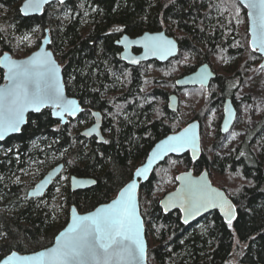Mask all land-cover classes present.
I'll list each match as a JSON object with an SVG mask.
<instances>
[{
  "label": "trees",
  "instance_id": "16d2710c",
  "mask_svg": "<svg viewBox=\"0 0 264 264\" xmlns=\"http://www.w3.org/2000/svg\"><path fill=\"white\" fill-rule=\"evenodd\" d=\"M23 1L0 0V56L5 52L15 58L28 56L39 48L49 30L51 48L63 66L67 92L79 99L84 112L62 126L51 110L45 109L29 116L21 134L0 143V261L12 252L28 254L49 247L67 225L71 206L87 213L110 202L159 140L193 120L201 122L203 148L204 116L211 110L215 112L214 148L208 152L203 148L196 163L189 154L169 157L140 188L148 263L264 264V112L255 120L251 116L227 155L219 150L223 103L230 97L239 107L236 90L247 75L253 74L249 66L260 62L258 54L249 48L247 11L238 0H70L48 6L41 17H24L20 12ZM65 8L70 11L68 20L63 17ZM115 27L123 28V32H114ZM161 30L179 42L178 57L164 64L149 62L138 67L121 60V49L115 44L121 35L136 37ZM26 36L31 37L23 43ZM246 54L253 57L252 64H244ZM218 59L228 63L226 71L232 73L217 74L208 89H177L175 80L149 77L150 72L168 70L182 60L179 77L203 63L212 66ZM3 81L0 68V84ZM184 92H203L198 94V108L190 117H182L181 106L177 112L167 106L170 94ZM93 111L102 113L107 144L80 135V126L92 124ZM9 148L13 151L5 154ZM59 163H64L65 169L47 194L29 199L32 186L19 183L17 178L33 165L43 177ZM190 169L196 174L207 169L212 182L234 201L238 216L232 228L217 212L185 225L179 211H162L160 200L176 189L177 175ZM64 174L93 178L97 183L76 192L65 186L67 207L58 217L50 200ZM230 176L238 178L241 186L227 185L225 179ZM163 177L167 179L164 182ZM215 177L221 179L216 181Z\"/></svg>",
  "mask_w": 264,
  "mask_h": 264
},
{
  "label": "snow or ice",
  "instance_id": "6c2138e0",
  "mask_svg": "<svg viewBox=\"0 0 264 264\" xmlns=\"http://www.w3.org/2000/svg\"><path fill=\"white\" fill-rule=\"evenodd\" d=\"M59 2L64 4V0ZM242 2L250 9L248 16L252 19L253 50L264 53V0ZM46 3L48 0H27L21 11L25 15L39 12ZM113 31L123 32V28L115 27ZM116 43L125 47L131 43H142L145 48L142 58L159 55L164 59L176 50V42L167 39L162 33L145 34L142 40L136 41L123 36ZM52 56L51 52L41 50L27 60L17 61L5 54L3 63L8 69V83L0 87V141H4L10 133L23 131L25 113L29 110L39 113L50 107L54 110L51 114L59 117L62 122L65 116H75L77 112L83 111L75 100L65 97L61 69ZM139 62V59L132 61L134 64ZM261 67L264 68V65ZM198 79L203 87L207 79L204 71ZM91 115L97 117L98 123L100 113L93 112ZM196 128V124H190L179 134L167 136L156 145L148 156L147 163L136 169L134 176L146 179L153 163L169 152H182L190 148L195 158L198 141ZM227 130L225 127L224 131ZM96 131V127H93L85 135ZM103 143L107 144L109 141L103 140ZM12 151L9 148L5 154ZM240 155L243 156L244 153ZM177 179L185 182L176 193L160 202L165 211L180 208L186 213L184 223L187 224L190 218L202 211L219 208L224 213L227 226L232 228L233 220L236 219L234 206L223 193L211 188L204 180L192 181L187 175ZM87 183L95 185L97 181L92 179ZM40 187L43 188V185ZM137 187V180L133 179L120 191L117 199L88 215H76V209L73 208L72 222L56 237L54 247L31 256H20L17 252H12L0 264H143L146 255L144 221L138 208Z\"/></svg>",
  "mask_w": 264,
  "mask_h": 264
},
{
  "label": "water",
  "instance_id": "95a60500",
  "mask_svg": "<svg viewBox=\"0 0 264 264\" xmlns=\"http://www.w3.org/2000/svg\"><path fill=\"white\" fill-rule=\"evenodd\" d=\"M69 1L70 0H64V4L69 2ZM238 2L247 11L248 33H249V36H250L249 44H250L251 50L254 51L253 47H252V40H253V36H252V19H251L250 16H248V12L250 11V9H248L246 7V3L242 2V0H238ZM25 3H27V0H24L23 3L20 6V12H21V14L24 17H41L44 14L45 9L48 6H50L52 4H56V3L57 4H61L59 2V0H48V3L43 4L41 6V10L39 12H29V14L25 15L24 12L21 11V9L23 8ZM161 33L167 39L174 40L176 42V50L173 52V54L168 55L164 59H161L159 55H149L146 58H142V57H144V53H145V48L143 47L142 43L141 44L131 43V44H129L128 47H125L123 44L115 43L116 46L121 49V53H120L121 60L126 65H128L130 67H138L140 64L149 63V62H158V63L164 64V63H167L168 61L178 57V55L180 53V44H179V42L177 41V39L175 37L170 36L169 34H167V32L165 30L155 31V32L147 31V32H144L143 34H141L139 36H136V37H132V36H130L128 34H123V35H121L119 37L118 40H121L123 36H128L130 41H136V40H142V38H143V36L145 34L157 35V34H161ZM51 44H52V38H51L50 32H49V30H46V34H45L44 38L42 39L41 45L39 46V48L37 50L33 51L28 56H26L24 58H15V57H13V55L10 52L3 53L0 56V68L4 71V81L0 84V87H3V86H5L8 83V79H7L8 69L4 66V63H3V58H4L5 54H7L9 57H11L12 60L23 61V60H27L30 57L34 56L37 52H40L41 50L47 51V52H51L53 54L52 58L56 61V63L59 65V67L61 69L60 76H61V81H62V83L64 85V95H65V97L68 100H75L77 102V104L83 109V111L77 112V114L75 116H65L63 122L61 121V119L59 117H56V116L52 115V117L56 121L60 122V125L65 126L70 121L77 120L80 117V115L84 112V107H83V105L81 104V102L79 101L78 98L70 96L68 94L67 87H66V82H65V77H64V72H63V66L61 65V63L56 58V56H55V54H54V52H53V50L51 48ZM255 52L262 58V62L260 64V68L262 69L261 65H264V53H261L258 50H256ZM134 59H139L140 62L138 64H134V63H132V61ZM202 71H204L206 76H207V79L204 82L203 88H207L208 89L210 87L212 81L216 79L217 73L213 70L212 66L209 63H207V62L199 65L197 67V69L195 71H193L192 73H189V74H186V75H183V76L179 77L176 80V82H175L176 88L177 89H186V88L202 87L201 83L199 82V79H198V77H199V75H200V73ZM178 81H179V83H177ZM167 106H168L169 111H171V112H177L178 111V109L180 107V97H179V95L177 93H172V94L169 95V97H168V105ZM45 109H50L51 113L54 111L52 108L48 107V108L42 109L41 112L43 110H45ZM41 112H39V113H41ZM93 112L100 113V117H99L98 123H97V117L92 116L93 117L92 124L89 125L88 127L84 128L80 132V135H81V137H83L85 139L96 138V139L99 140V142L103 143V140H105L104 135H103V131H102L103 116H102V113L100 111H93ZM39 113L33 112L31 110L26 112L25 113L26 123H25V125L22 126V129L27 125L30 115H36V114H39ZM237 118H238V109H237L233 99L230 98V97L226 98L224 103H223V120H222L221 126H220V132H221V134L223 136H226L227 134L230 133V131L235 126ZM190 124H196L197 125L196 135L198 137V141H197V153H196L195 158L193 157L192 150L190 148L186 149V150H184L182 152H169L162 159H157L153 163L152 169L149 171L148 177L146 179L145 178H136L134 176V173L136 171L135 170L134 173H133L132 179L123 187V188H125L129 183H131L133 181V179L137 180V184H138V187H137V202H138V208H139L140 214H141L140 201H139L140 188H141V186L143 184H145V183H147L149 181V179L151 178V176L153 175L154 171L156 170V168L158 166L162 165L169 157H182V156H184L186 154H189L191 159H192V161L194 163H196L199 160V158L201 157V155H202L201 122L199 120H193L192 122L188 123L184 128H182L180 131L175 132V133H171V134H169L167 136L179 134L185 128H187ZM93 127H96L97 131L93 132L91 135H85V133L90 131ZM225 127H227V129H228L227 131H224ZM19 134H21V133H10L8 136L5 137V140L4 141H0V143H3L7 139H9L10 137H13V136H16V135H19ZM167 136H165L164 138L159 140L152 147V149L149 151L148 156L155 149L156 145L158 143H160L162 140L166 139ZM148 156H147L146 160L141 165H139L137 168H139V167H141V166H143L144 164L147 163ZM64 169H65V164L64 163H59L58 165H56V166L52 167L51 169H49L45 173V175L35 185H33V187H31L28 190V193H27L28 198L29 199H38V198L44 197L47 194V192L50 190V188L55 184L56 180L62 175ZM186 175L189 176V178L192 181L204 180L210 185L211 188L217 189L218 191L223 193V195L226 197V199L234 206V211H235V215H236V218H237L238 209H237L236 204L227 195L225 190H223L220 187L216 186L212 182L211 177H210V173H209V171L207 169L203 170L200 174H196L193 169H190L188 171H185V172H182V173L178 174L177 177H184ZM177 177H176V182H177L176 189L171 191V192H169V193H167L166 195H164L163 198L160 200V202L161 201H165L170 195L176 193L182 187V185L184 184L185 181L183 179H177ZM74 178H75V182H74ZM92 179L93 178L79 177V176H76V175L70 176V189H71V191L76 192V191H81V190H87V189H90V188L94 187L96 184L92 185V184L87 183L89 180H92ZM40 185H43V188H41ZM123 188L121 190H123ZM120 191L118 192L116 197L113 198L110 202L102 204V205H99L97 208H95L94 210H92L90 212H87V213H80L75 206H71L70 211H69L68 223L60 232L65 231L67 229V227L69 226V224H71L72 216H73V213H72V209L73 208L76 209V215H88L90 213L95 212L98 208L103 207L104 205L110 204L113 200L117 199L119 197ZM159 205H160V208L162 209V211L165 214H169V213H173V212L179 211L181 213V216H182V223L185 224L184 223V217H185L186 213L184 211H182L180 208L174 207V208H171L168 211H165L164 208H163V205L161 203H159ZM214 212H217L224 219V221L226 222L224 213L219 208H211V209H208L207 211H202L201 213H199L198 215H196L193 218H190L189 222L187 224H185V225H193V224L199 222L200 220L204 219L205 217H207L208 215H210V214H212ZM141 217H142V220L144 221V218H143L142 214H141ZM235 220L236 219H234L233 222ZM59 233L57 234V236L59 235ZM56 237H55L53 243L49 247L44 248V249H42L40 251H36V252H33V253H28V254H21L19 252H17V253L20 256H31V255H34L37 252L47 251L48 249H50V248L55 246ZM144 239H145L146 255H145V259H144L143 264H149L148 263V258H147V256H148V240H147V235H146L145 221H144ZM9 255H11V253L8 254L7 256H9ZM7 256L2 258L1 261L5 260L7 258Z\"/></svg>",
  "mask_w": 264,
  "mask_h": 264
},
{
  "label": "rangeland",
  "instance_id": "374dc122",
  "mask_svg": "<svg viewBox=\"0 0 264 264\" xmlns=\"http://www.w3.org/2000/svg\"><path fill=\"white\" fill-rule=\"evenodd\" d=\"M63 17L65 20H68L70 17V11L65 8L63 12ZM211 19L214 18V16L211 15ZM27 39H23V43H27L30 39L31 36H26ZM250 39L248 40V45L250 48ZM251 50V48H250ZM248 53V52H245ZM259 56V55H258ZM260 57V56H259ZM252 58L251 55L246 54L244 58V64L247 61H251L252 64ZM183 62H178L174 66H171L168 70L162 69L161 71H152L149 74V77H160V78H168V80H177L179 78V73H180V68L182 67ZM193 62V61H192ZM262 62V58L260 57V62H256L255 64L253 63V67L249 66V69H252L253 74L247 75V79L245 82H243L239 88L236 90V100L239 103L238 107V118L235 123V126L233 129L230 131L229 134L226 136H223V139H221V145L219 147L220 154L221 155H227L230 150L234 147L235 143L239 140L240 136L242 135V132L246 125L249 123L248 121L251 119V116L253 117L252 119L259 118L261 113L264 112V68H260V64ZM231 69V66H229ZM213 70L219 74H226V75H231L232 72H227L226 69L228 68V63L224 62L223 60H217V62L213 65L212 64ZM245 67L243 66V70ZM167 72V73H165ZM257 72V73H255ZM176 74L170 76V74ZM255 73V75H254ZM150 84H153L152 82ZM170 90V89H169ZM171 91V90H170ZM201 96L203 95V92L198 93ZM197 93L193 94L191 92H184V93H179L180 97V112L182 114V117H190L193 116L195 113V109L198 108V101H199V95ZM249 96L250 100H245L244 96ZM223 110V108H222ZM208 116H204V135L202 137V143H203V148L204 151L208 152L212 148H214L215 143L217 142V138L215 136V112L209 110V114H206ZM223 120V117H222ZM221 120V122H222ZM82 125V123H81ZM91 125V124H89ZM88 125V126H89ZM86 126V127H88ZM221 126V123H220ZM81 131L86 128L83 125L80 126ZM202 148V149H203ZM177 168L172 169L174 172L176 171ZM42 177L39 174V170L37 166H31L26 174L21 176L17 181L19 183H23L26 186H32L35 185ZM216 181L220 180L219 177H215ZM163 182L167 179L163 177L161 179ZM177 183V182H176ZM225 183L229 185L230 187L238 188L241 186V181L233 176L228 177V179H225ZM65 186L70 187V176L67 174H64L60 181L56 184V188L53 192V197L50 200L51 207L56 210L57 216L61 217L64 215V208L67 207V204L65 202V193L63 188ZM160 188L164 189V185L160 184ZM177 187V185H176ZM57 188L59 189V192H57Z\"/></svg>",
  "mask_w": 264,
  "mask_h": 264
},
{
  "label": "bare ground",
  "instance_id": "6f19581e",
  "mask_svg": "<svg viewBox=\"0 0 264 264\" xmlns=\"http://www.w3.org/2000/svg\"><path fill=\"white\" fill-rule=\"evenodd\" d=\"M98 140V139H97Z\"/></svg>",
  "mask_w": 264,
  "mask_h": 264
},
{
  "label": "flooded vegetation",
  "instance_id": "af4514ba",
  "mask_svg": "<svg viewBox=\"0 0 264 264\" xmlns=\"http://www.w3.org/2000/svg\"><path fill=\"white\" fill-rule=\"evenodd\" d=\"M238 109V108H237Z\"/></svg>",
  "mask_w": 264,
  "mask_h": 264
}]
</instances>
